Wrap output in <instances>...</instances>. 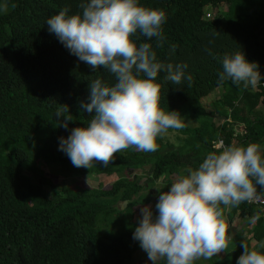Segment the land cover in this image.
<instances>
[{"label":"trees","instance_id":"obj_1","mask_svg":"<svg viewBox=\"0 0 264 264\" xmlns=\"http://www.w3.org/2000/svg\"><path fill=\"white\" fill-rule=\"evenodd\" d=\"M79 3L8 0L7 11L0 14V264H151L133 260L141 249L133 239L140 215L135 216L134 208L156 202L152 189L157 181L162 179L167 190L172 176L197 167L219 138L226 144L264 145V81L245 89L218 79L219 58L239 48L264 73V0H141L167 16L163 46L154 37L150 40L158 59L188 64L189 78L178 85L166 80L163 71L156 78L161 106L179 111L186 126L169 129L158 139L156 151L130 147L107 165L73 166L58 149V137L95 114L79 103L87 100L90 79L114 82L103 68L93 71L79 61L48 31L49 16L64 6L81 11ZM222 4L227 9H219ZM209 7L216 9L212 17L207 16ZM147 39L139 36L137 42ZM219 88L221 98L207 107L205 97ZM60 104H67L73 116L68 129L55 119ZM40 162L95 175L98 186L60 183ZM125 200L123 210L119 202ZM237 213L252 222L249 237H239L240 244L264 250L263 208L244 200L231 206L229 218ZM234 241L214 264H235L243 249L232 246Z\"/></svg>","mask_w":264,"mask_h":264},{"label":"clouds","instance_id":"obj_2","mask_svg":"<svg viewBox=\"0 0 264 264\" xmlns=\"http://www.w3.org/2000/svg\"><path fill=\"white\" fill-rule=\"evenodd\" d=\"M8 6V0H0V14ZM78 7L81 11L73 13L64 6L49 16L48 31L79 61L93 71L103 68L114 82L89 80L87 100L79 103L83 111L95 114L83 126L72 127L66 137H58V149L73 166L86 168L93 162L107 165L114 154L130 147L156 151L158 139L169 129L186 126L179 111H166L160 103L156 78L161 71L174 85L189 78L186 62L158 59L150 42L154 37L157 46H163L165 11L141 0H80ZM139 36L148 39L138 43ZM170 47L174 53L176 45ZM219 59L221 81L231 80L245 89L264 81L259 64L248 60L241 48ZM55 119L69 128L73 116L67 104H60ZM220 139L197 167L177 173L167 190L156 188L154 208L140 207L133 239L151 264H194L222 252L227 243L221 205L252 200L258 188L264 190V146L218 143ZM240 246L243 251L235 264H264V250L243 241Z\"/></svg>","mask_w":264,"mask_h":264},{"label":"rangeland","instance_id":"obj_3","mask_svg":"<svg viewBox=\"0 0 264 264\" xmlns=\"http://www.w3.org/2000/svg\"><path fill=\"white\" fill-rule=\"evenodd\" d=\"M219 9H227V6L225 4H222L219 6ZM209 12L210 13H213L215 14L216 12V9L215 8H212V7H209ZM212 17V16H210ZM222 88H219L218 90L212 92L208 97H205L204 101H205V104L207 107L211 108L212 107V104H213V101L215 100H219L221 98V95H222ZM219 119H222L221 117ZM230 120V117L228 118ZM174 134H170L169 137L174 138ZM41 167H43L46 171H49L51 176L57 180L58 182L60 181V183H65V184H70V185H78V184H82L84 186H93V187H97L98 186V183H99V179L97 176L95 175H91L90 173H85V172H82L81 174L79 173H75L73 174L71 171H68V170H65L63 169L62 166H58V165H53V166H50L48 164H45L44 162H40L39 164ZM147 170H149V166L147 167ZM53 173V174H52ZM137 173L139 175H145L144 171L142 170H138ZM56 175V176H55ZM77 175V177H75ZM175 177L172 176V179H174ZM112 185V182L108 183L107 184V187H111ZM164 187V182H162V179L157 181V184L153 187V195H154V199H157V194H158V191L157 189H163ZM157 188V189H156ZM120 204V207L125 210L128 206V202L125 203V202H119ZM146 204H149V205H152L153 208H154V205H155V201H151L149 203H146ZM144 205V204H142ZM142 205H138L134 208V211H135V216L139 215L140 214V207ZM231 206L230 205V210H231ZM225 209H226V206H225ZM238 216V215H237ZM239 217V216H238ZM224 221V224L226 226L227 222H226V219L223 220ZM250 223H251V219L249 220ZM244 222V219H237L235 221V224L234 225H238V226H242ZM228 223H230V221L228 220ZM250 223H248V226L251 225ZM228 226H226V229H227ZM251 227V226H250ZM225 229V230H226ZM251 232V231H250ZM249 236L248 235H245L243 237V240L247 239ZM225 238L227 239L226 235H225ZM236 240L234 242H232V246L235 245L237 246L238 244H240V239L239 238H235ZM228 240H230V238H228ZM254 245V244H253ZM227 247L230 249L232 248L231 246H228ZM227 251V249H224L222 252L210 257V258H200L198 260H196L195 262L198 263V264H214L216 259H219L223 256V253ZM134 262L138 261V262H141V261H146L148 260V257H147V254L146 252H144L142 249H140L139 251L136 252L135 256H134Z\"/></svg>","mask_w":264,"mask_h":264},{"label":"crops","instance_id":"obj_4","mask_svg":"<svg viewBox=\"0 0 264 264\" xmlns=\"http://www.w3.org/2000/svg\"><path fill=\"white\" fill-rule=\"evenodd\" d=\"M261 146H264V145H261ZM223 207H225L226 206V209L224 210V214H223V220H225L226 219V222H227V224H226V226H228L227 227V229H226V226H225V235H226V237H227V239H226V243H227V245H229L230 243H231V241L232 240H236L235 238H241V240L243 239V237L245 236V235H250V231H251V229H252V227H250L252 224V222L250 223V217H238L239 216V214L237 213V215L238 216H235L232 220L229 218V215H228V213H229V211H230V205H222ZM237 219H244V222H243V224H242V226L240 225V226H238L237 224L236 225H234L235 224V221L237 220ZM228 220L230 221V223H228ZM248 223H250L251 225H249L248 226ZM228 238H230V240H228ZM253 244H254V246H257V242L256 241H253Z\"/></svg>","mask_w":264,"mask_h":264},{"label":"built area","instance_id":"obj_5","mask_svg":"<svg viewBox=\"0 0 264 264\" xmlns=\"http://www.w3.org/2000/svg\"><path fill=\"white\" fill-rule=\"evenodd\" d=\"M263 84H264V83H263ZM220 141H223V143L226 144L225 141H224V139H220V140L218 141V143H219ZM218 143H217V144H218ZM247 201H248L249 203H252V204H256V205L261 206V207L263 208V210H264V195L260 194L258 191H257L256 196H255L252 200H247Z\"/></svg>","mask_w":264,"mask_h":264},{"label":"water","instance_id":"obj_6","mask_svg":"<svg viewBox=\"0 0 264 264\" xmlns=\"http://www.w3.org/2000/svg\"><path fill=\"white\" fill-rule=\"evenodd\" d=\"M124 202L127 203L128 201L125 200ZM122 208H123V207H122Z\"/></svg>","mask_w":264,"mask_h":264}]
</instances>
